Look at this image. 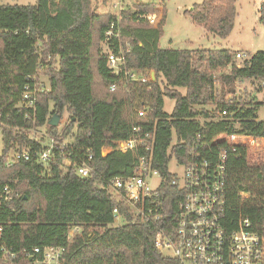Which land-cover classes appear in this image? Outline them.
I'll return each mask as SVG.
<instances>
[{"label": "trees", "instance_id": "trees-1", "mask_svg": "<svg viewBox=\"0 0 264 264\" xmlns=\"http://www.w3.org/2000/svg\"><path fill=\"white\" fill-rule=\"evenodd\" d=\"M137 10L123 12L124 39L132 43L127 63L155 72L156 81L135 85L127 95L110 91L118 79L101 46L113 14L97 13L92 0L0 4V264L5 251L16 254L14 264H29L32 256L42 260L34 249L49 247L64 249L60 264H180L157 250V225L134 223L130 208L109 186L113 178L136 172L135 154L103 153L131 136V107L143 104L154 109L149 128L158 121L154 167L170 180L169 163L173 157L188 162L198 134L214 152L227 149L228 225L237 228L248 218L264 241V122L258 117L264 102L241 106L236 89L243 80L264 81V51L238 63V52L231 49H163L166 10L156 25L143 18L156 15V6L141 4ZM259 14L264 26V2ZM237 15V0H204L185 12L221 39L231 35ZM41 76L47 77L48 89ZM28 85L38 87L35 116L23 101ZM227 94L234 98L225 100ZM165 96L176 101L172 115L163 110ZM210 105L217 114L206 109ZM224 109L229 117L218 115ZM65 114L69 124L62 131L48 124ZM34 128H45L57 142L48 162L36 156L47 147L30 139L27 131ZM24 148L32 159L8 168L9 153ZM88 150L94 169L83 180L74 165ZM6 186L19 197L6 200ZM164 190L173 188L167 182ZM115 210L124 220L121 226H115Z\"/></svg>", "mask_w": 264, "mask_h": 264}, {"label": "built area", "instance_id": "built-area-1", "mask_svg": "<svg viewBox=\"0 0 264 264\" xmlns=\"http://www.w3.org/2000/svg\"><path fill=\"white\" fill-rule=\"evenodd\" d=\"M124 1L117 0L115 20L111 22L101 43L106 56L107 68L118 80L111 85L110 91H122L131 95L135 85H146L156 81L155 72H143L129 68L127 56L132 50L131 41H125L123 35ZM156 17L151 21L155 23ZM238 61L249 59L242 52L236 54ZM37 85L32 90L25 87L23 101L26 108L36 114ZM39 91V90H38ZM154 109L149 104L132 105L131 136L126 140L116 141L112 150L137 157L138 166L134 175L116 177L110 181V189L118 201L124 202L131 210L134 223L157 225L155 245L157 250L176 259L180 264H264V241L252 230L251 221L242 219L237 228L231 229L227 222V159L229 151L219 149L214 152L203 140L201 134L192 139L191 158L184 166L183 180L171 174L170 180L154 167V149L156 144V124L150 129ZM220 117H229L227 109L218 112ZM39 129L28 130L32 140L40 141L30 134ZM264 135V130H263ZM56 140L49 137L47 149L36 153L39 162H48L56 145ZM12 152V153H11ZM8 155L7 167L19 162H29L32 152L28 148L13 149ZM175 158V157H173ZM93 153L88 150L86 157L74 165L75 173L81 178H89L93 173ZM69 164V161H66ZM156 182V186H153ZM172 192L164 190L166 183ZM6 200H11L14 192L6 186L3 190ZM118 219V210H115ZM78 230L70 233L73 238ZM35 254H42V260H33L29 264H60L64 249H34ZM16 254L6 252L3 264H14Z\"/></svg>", "mask_w": 264, "mask_h": 264}, {"label": "rangeland", "instance_id": "rangeland-1", "mask_svg": "<svg viewBox=\"0 0 264 264\" xmlns=\"http://www.w3.org/2000/svg\"><path fill=\"white\" fill-rule=\"evenodd\" d=\"M117 0H92L94 10L99 14H117L115 4ZM37 0H0L1 5H35ZM204 0H125L124 12H136L141 4H152L157 7L155 24L163 18L166 10V22L164 26V35L160 40V46L163 49H192L196 45L209 49H231L240 51L246 55L247 58L255 55L260 51H264V26L260 23V6L264 0H237V18L234 29L227 39L219 37H210L207 39L206 31L203 27L194 23V21L185 16L187 10H191L194 5L203 3ZM144 20L153 19L152 15L143 16ZM203 28V29H202ZM205 34V35H204ZM194 44V45H193ZM200 50V49H199ZM242 63V61H238ZM215 77L218 79L220 73ZM40 82H43L48 89V79L46 76L40 77ZM161 86H164V81L158 80ZM237 98L241 100V106H245L248 102L259 103L264 102V81L258 82L256 80H243L236 85ZM182 94H186L185 89H178ZM124 93V92H123ZM234 98L233 95L227 94L225 100ZM176 106V101L168 96L164 98V112L172 115ZM206 109L217 114L214 105L207 106ZM200 110V107H198ZM258 117L260 121L264 122V106L259 110ZM203 123L204 120L199 118ZM69 124L68 114H65L59 122V130L62 131ZM31 137H36L45 146L49 143V133L45 128H40L36 133L30 134ZM69 140V139H68ZM67 143V142H66ZM177 143V138L174 136L172 146ZM4 143L2 139V132L0 131V157L3 154ZM12 153V152H11ZM10 153V156H11ZM170 174L183 180L185 169L184 166L178 164L173 158L168 166ZM153 186H156V182ZM124 224L122 218L116 220L115 226Z\"/></svg>", "mask_w": 264, "mask_h": 264}, {"label": "water", "instance_id": "water-1", "mask_svg": "<svg viewBox=\"0 0 264 264\" xmlns=\"http://www.w3.org/2000/svg\"><path fill=\"white\" fill-rule=\"evenodd\" d=\"M60 120H61V116L60 115H56L49 121L48 124L50 126H52V127H58ZM82 179L85 180L86 178H82Z\"/></svg>", "mask_w": 264, "mask_h": 264}, {"label": "crops", "instance_id": "crops-1", "mask_svg": "<svg viewBox=\"0 0 264 264\" xmlns=\"http://www.w3.org/2000/svg\"><path fill=\"white\" fill-rule=\"evenodd\" d=\"M203 29V28H202ZM203 31H206L205 29H203ZM205 35V34H204ZM209 35H212V34H210V33H208L207 31H206V37H207V39L210 37ZM214 36V35H213ZM214 37H216V36H214ZM194 45V44H193ZM161 47V46H160ZM199 49H209V48H205V47H202V45H196V47L195 48H192V49H187V50H199ZM237 52H240V51H237Z\"/></svg>", "mask_w": 264, "mask_h": 264}]
</instances>
